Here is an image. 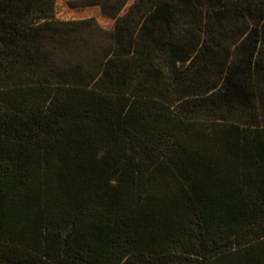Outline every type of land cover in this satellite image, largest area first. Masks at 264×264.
<instances>
[{
  "label": "trees",
  "instance_id": "16d2710c",
  "mask_svg": "<svg viewBox=\"0 0 264 264\" xmlns=\"http://www.w3.org/2000/svg\"><path fill=\"white\" fill-rule=\"evenodd\" d=\"M123 3L0 0V264H264V1Z\"/></svg>",
  "mask_w": 264,
  "mask_h": 264
},
{
  "label": "rangeland",
  "instance_id": "374dc122",
  "mask_svg": "<svg viewBox=\"0 0 264 264\" xmlns=\"http://www.w3.org/2000/svg\"><path fill=\"white\" fill-rule=\"evenodd\" d=\"M124 0H99L98 4H89V3H78L77 0H56L54 14L55 17L60 20H78L84 18H93L94 24L99 26L100 29L96 31V33L91 37L92 44L88 46L85 45L86 39L89 37L90 32L88 28H83L79 32L76 33V41L79 42L81 49L83 52H96L97 58H101V54L103 49L109 44L110 33L115 29V17H112V13L115 12L116 5L117 7L123 3ZM264 1V0H262ZM133 2V0H128L123 3L122 10H120L116 15H122L125 13L128 5ZM47 45V44H46ZM233 49V47L231 48ZM260 55L264 58V41L260 46ZM47 53L50 54V58H55L59 63H66V56L69 55L67 48H64L60 45L51 46L49 45L46 49ZM75 63L82 65L83 67L91 66L88 64L85 58H82L81 55H72ZM96 58V59H97ZM7 59V58H6ZM2 63L7 65V70H12L10 66L7 64V60H2ZM258 101L261 104V112H264V94ZM259 104V105H260ZM264 115H262V118Z\"/></svg>",
  "mask_w": 264,
  "mask_h": 264
}]
</instances>
